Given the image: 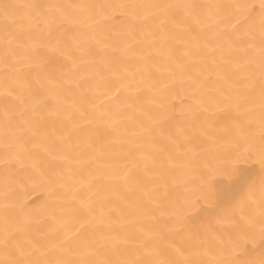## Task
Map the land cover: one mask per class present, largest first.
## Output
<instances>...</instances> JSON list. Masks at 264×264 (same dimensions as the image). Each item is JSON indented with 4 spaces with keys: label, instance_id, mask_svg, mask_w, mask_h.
<instances>
[{
    "label": "bare ground",
    "instance_id": "1",
    "mask_svg": "<svg viewBox=\"0 0 264 264\" xmlns=\"http://www.w3.org/2000/svg\"><path fill=\"white\" fill-rule=\"evenodd\" d=\"M0 264H264V0H0Z\"/></svg>",
    "mask_w": 264,
    "mask_h": 264
}]
</instances>
